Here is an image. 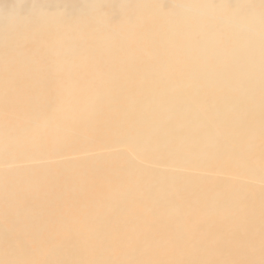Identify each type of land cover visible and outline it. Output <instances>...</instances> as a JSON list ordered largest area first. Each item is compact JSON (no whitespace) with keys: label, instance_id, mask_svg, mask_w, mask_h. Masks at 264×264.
Returning a JSON list of instances; mask_svg holds the SVG:
<instances>
[{"label":"bare ground","instance_id":"obj_1","mask_svg":"<svg viewBox=\"0 0 264 264\" xmlns=\"http://www.w3.org/2000/svg\"><path fill=\"white\" fill-rule=\"evenodd\" d=\"M0 264H264V0H0Z\"/></svg>","mask_w":264,"mask_h":264}]
</instances>
